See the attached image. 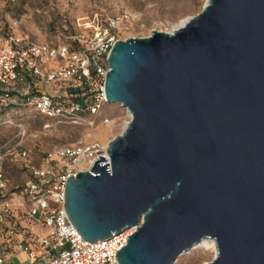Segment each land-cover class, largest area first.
Returning a JSON list of instances; mask_svg holds the SVG:
<instances>
[{
	"label": "water",
	"instance_id": "95a60500",
	"mask_svg": "<svg viewBox=\"0 0 264 264\" xmlns=\"http://www.w3.org/2000/svg\"><path fill=\"white\" fill-rule=\"evenodd\" d=\"M106 104L130 115L65 213L93 245L135 227L118 264H173L213 240L206 264H264V0H207L171 32L117 40Z\"/></svg>",
	"mask_w": 264,
	"mask_h": 264
},
{
	"label": "built area",
	"instance_id": "2783aa9c",
	"mask_svg": "<svg viewBox=\"0 0 264 264\" xmlns=\"http://www.w3.org/2000/svg\"><path fill=\"white\" fill-rule=\"evenodd\" d=\"M127 19L126 13L108 19L105 27H97L92 40H86L84 34L95 20L96 25L99 21L96 18L82 20L78 23L82 34L74 37L76 49L60 42L48 45L28 37H2L0 107L5 112L27 110L48 118L60 116L70 120L76 112L97 113L106 103L107 56L117 41L112 32L120 30ZM106 150L107 146L102 147L97 142L79 147H57L46 156L55 164L28 169L29 179L17 187L16 192L25 196L24 213L33 226L20 231L15 228L0 231V264H118L116 253L127 244L135 227L91 245L83 241L64 209L68 178L88 171L98 157L107 158ZM17 156L26 159L28 153L20 150ZM56 160L59 163L56 164ZM5 188L0 177V192ZM13 205L9 199L0 202V228ZM17 206L24 207V203L19 202ZM5 250L10 256H6ZM19 255H24L25 261L16 263Z\"/></svg>",
	"mask_w": 264,
	"mask_h": 264
},
{
	"label": "rangeland",
	"instance_id": "374dc122",
	"mask_svg": "<svg viewBox=\"0 0 264 264\" xmlns=\"http://www.w3.org/2000/svg\"><path fill=\"white\" fill-rule=\"evenodd\" d=\"M206 2L207 0H0V39L6 35H15L48 45L66 43L76 49L77 41L74 37L82 34L78 23L98 19L99 24L96 25L95 20L84 34V38H88L86 40H92L97 27H105L108 19L124 13L128 15V19L123 22L120 30L112 32L115 39L144 38L152 30L171 32L182 20L197 15ZM129 118L125 108L110 103H104L94 115L76 112L72 120L60 116L48 118L27 110L19 113L5 112L0 107V177L6 186L0 192V202L9 199L14 204L0 231L10 228L20 231L33 226L24 213L27 208L25 196L16 192V188L23 186L29 179L30 167L43 168L55 164L46 156L57 147H79L92 142L105 147L121 134ZM105 119L108 120L107 123L104 122ZM61 120L66 123H60ZM20 150L28 153L26 159L17 156ZM57 163L59 161L56 160ZM19 202L24 203V207H18ZM6 256L10 254L7 253ZM214 256L215 252L212 250L194 248L181 254L173 264H206ZM21 260L25 261L24 255H19L15 262Z\"/></svg>",
	"mask_w": 264,
	"mask_h": 264
},
{
	"label": "bare ground",
	"instance_id": "6f19581e",
	"mask_svg": "<svg viewBox=\"0 0 264 264\" xmlns=\"http://www.w3.org/2000/svg\"><path fill=\"white\" fill-rule=\"evenodd\" d=\"M187 19L182 20L175 28H178V27L182 26L187 21ZM194 248H202V249H205V250H212V251L216 252L215 244H214L213 240H202L200 243H198L197 245L193 246L191 249H194Z\"/></svg>",
	"mask_w": 264,
	"mask_h": 264
}]
</instances>
